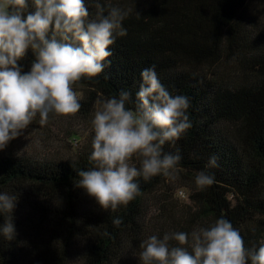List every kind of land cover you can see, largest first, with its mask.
Instances as JSON below:
<instances>
[{
	"label": "trees",
	"instance_id": "16d2710c",
	"mask_svg": "<svg viewBox=\"0 0 264 264\" xmlns=\"http://www.w3.org/2000/svg\"><path fill=\"white\" fill-rule=\"evenodd\" d=\"M97 3L105 15L111 7L127 13L122 21L127 34L110 46L102 73L74 85L84 91L79 111L90 115L98 98L122 89L135 97L141 71L154 66L169 93L190 99L192 127L174 145L166 142L163 151L180 149L182 177L195 180L206 170L215 181L204 189L193 185L188 214L193 228L183 232L223 217L246 247H259L264 242V0H85L89 18ZM33 60L28 50L18 61L22 72ZM90 152H76L72 159L0 153V193L18 196L12 213L17 235L8 240L0 234V264H141V242L166 234L158 223L146 224L144 203L162 185L161 175L137 178L140 194L126 206L105 210L75 186L77 172L92 167ZM211 156L218 166L206 169ZM5 219L0 213V225Z\"/></svg>",
	"mask_w": 264,
	"mask_h": 264
},
{
	"label": "clouds",
	"instance_id": "9594fccd",
	"mask_svg": "<svg viewBox=\"0 0 264 264\" xmlns=\"http://www.w3.org/2000/svg\"><path fill=\"white\" fill-rule=\"evenodd\" d=\"M104 13L97 3L95 17L89 18L85 0H0V150L37 116L43 126L50 114L68 116L80 110L74 85L102 73L112 55L110 46L127 34L122 27L125 11L111 7ZM28 50L34 60L22 72L18 61ZM140 78L135 97L122 89L98 98L90 120L92 167L77 172L75 186L105 210L115 211L139 195V177L176 179L180 149L164 152L163 146L174 145L192 127L189 97L169 93L154 66L143 69ZM217 166V157H209L206 169ZM214 182L206 170L195 175L199 189ZM17 201V195L0 193V213L6 214L0 234L8 240L17 235L12 216ZM139 247L141 264H264V242L246 247L240 232L223 217L191 233L152 235Z\"/></svg>",
	"mask_w": 264,
	"mask_h": 264
},
{
	"label": "rangeland",
	"instance_id": "374dc122",
	"mask_svg": "<svg viewBox=\"0 0 264 264\" xmlns=\"http://www.w3.org/2000/svg\"><path fill=\"white\" fill-rule=\"evenodd\" d=\"M80 94V102L85 101L83 88L74 87ZM96 105L94 106L95 110ZM94 111L84 115L78 111L74 115L49 116L46 125H40L37 116L31 125L17 138L11 140L1 152H15L28 154L36 158L62 157L72 159L76 152L82 154L91 150L92 134L90 120ZM77 154V155H78ZM133 162H138L133 158ZM176 179L161 175L162 185L157 191L145 198L146 224L158 223L162 233H169L176 228L191 229L189 210L192 209L190 196L194 179L184 178L179 172L175 173ZM179 194V196H178Z\"/></svg>",
	"mask_w": 264,
	"mask_h": 264
}]
</instances>
